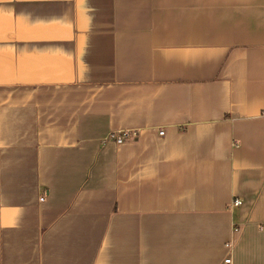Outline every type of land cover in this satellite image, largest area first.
<instances>
[{
    "label": "crops",
    "instance_id": "crops-1",
    "mask_svg": "<svg viewBox=\"0 0 264 264\" xmlns=\"http://www.w3.org/2000/svg\"><path fill=\"white\" fill-rule=\"evenodd\" d=\"M228 256L264 264V0H0V264Z\"/></svg>",
    "mask_w": 264,
    "mask_h": 264
},
{
    "label": "built area",
    "instance_id": "built-area-1",
    "mask_svg": "<svg viewBox=\"0 0 264 264\" xmlns=\"http://www.w3.org/2000/svg\"><path fill=\"white\" fill-rule=\"evenodd\" d=\"M160 133L162 134L163 132L161 131ZM136 135H137V131L127 130L123 132L111 133L109 135V138L113 139L116 143H121L125 139L130 138V137H135ZM41 199L42 198H40V200ZM241 203H242L241 199H233L232 202L230 203V207L238 206ZM221 264H233L232 259L228 256L223 259Z\"/></svg>",
    "mask_w": 264,
    "mask_h": 264
}]
</instances>
